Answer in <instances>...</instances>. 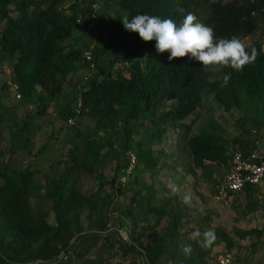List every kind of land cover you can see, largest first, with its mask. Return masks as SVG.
<instances>
[{"label":"trees","instance_id":"16d2710c","mask_svg":"<svg viewBox=\"0 0 264 264\" xmlns=\"http://www.w3.org/2000/svg\"><path fill=\"white\" fill-rule=\"evenodd\" d=\"M66 2L0 0V67L5 61L10 63V83L17 86L21 106L31 103L36 107L34 112H25L23 125L16 128L4 114L0 95V264L50 260L57 264H109L117 248L132 251L143 264H207L211 249L203 251L197 242L180 239L185 210L178 197L165 200L169 206L153 205L152 191L142 192L136 174L158 167L154 146L163 142L170 128H178L195 114L207 98L227 113L243 110L242 129L228 138L214 131L223 128L213 120L211 131L188 137L193 169L205 170L207 162L228 164L236 152L248 155L255 147L250 138L252 127L264 128V51L260 43L246 46L249 52L255 48L257 57L239 72L222 66L219 71L203 67L187 56L169 63L167 53H156L155 41L145 42L138 33L126 31L122 21L147 14L179 24L192 13L213 29L215 38L241 40L256 32L259 19L264 20V0H73L64 8ZM90 31L97 33L92 47L75 42L77 33ZM87 52H91V60L86 58ZM83 70L90 74L80 76ZM226 74L230 80L222 86ZM8 84L0 85V92L9 89ZM246 100L251 102L248 107H244ZM79 101L81 113L76 114ZM59 105L64 121L86 116L94 125L86 135L77 131L73 144L61 154L68 161L65 167L60 161L53 163L57 170L62 168L60 173L44 174L41 190L46 205L40 209L39 169L32 165L13 168L12 158L18 150L32 153L26 149L31 144L29 136L23 145L18 142L30 132L31 119L46 116L52 106ZM7 128L12 142L9 156L2 135ZM61 129L50 139H57ZM141 133L146 137L133 144V137ZM46 151L47 144L34 156ZM130 152L136 162L127 173ZM108 162L114 164L110 178L102 174L92 192L79 187L84 175L94 176ZM125 176L134 180L140 195L138 207L131 201L120 209L119 225L125 227L126 218L131 221L130 244L108 232L115 188ZM248 187L254 193L250 185L244 190ZM252 201L250 211L258 203ZM150 214L154 223L144 226ZM51 215L62 222L52 224ZM165 219V231L153 243L145 244L138 231L145 234ZM222 240L231 248L226 233ZM184 245L191 246L190 254H184ZM55 250L71 251L70 258L57 257L60 253Z\"/></svg>","mask_w":264,"mask_h":264},{"label":"rangeland","instance_id":"374dc122","mask_svg":"<svg viewBox=\"0 0 264 264\" xmlns=\"http://www.w3.org/2000/svg\"><path fill=\"white\" fill-rule=\"evenodd\" d=\"M71 3H73V0H67L63 7L67 8ZM96 37V31H90V33H77L75 42L83 47L89 43V46L92 47L97 41ZM240 41L244 47L254 46L256 43H260L262 49H264V20L259 19L256 32L246 38H242ZM1 67L0 85L7 81L9 83V89L0 92L5 108L4 114L11 120L10 123L12 126L14 125L16 128L21 127L23 125L25 112H34L36 107L31 103H27L24 107L21 106L23 105L22 99L16 97L17 92L11 87L12 83H10L9 74L11 69L10 63L5 61ZM213 68L219 71L221 66ZM89 74V70L80 72V76L82 77ZM250 103V101L246 100L244 102V107H248ZM60 105L59 107L52 106L46 116L36 115L31 119L29 124L30 132L21 135L18 142L23 145L25 137L29 136L31 144L26 149L30 150L32 153L27 155L26 151L18 150L12 158L13 168H22L32 165L33 168L39 169V173L36 175V186L39 190L37 194V203L40 209L46 205V202L42 199L41 190L45 181L44 174L52 175L56 172L57 167L53 166L54 162L57 163L60 161L62 163L61 167H65L68 161L66 157L63 159L61 154L73 144V139L77 131L80 130L82 135H86L94 125L93 119L86 116L76 117L73 120V124L68 123V120L67 122L64 121L58 113ZM243 113V110L239 109L227 113L218 103L208 98L205 99L195 114L186 118L179 124L178 128H170L163 142L154 146L156 156L159 159L158 167L136 174L138 176L137 184L142 186V192H149V189L152 191L153 205L163 207L169 206L165 200L174 198L175 196L178 197L185 210V224L184 229L181 231L180 239L185 243L189 241L197 242L203 251L211 249L210 255H206L207 264H216L218 256L227 250L226 243L222 240V238H224V233L236 239L237 235L234 232L235 228L241 229V227L246 226L251 229L252 226H256L261 230L264 237V205L262 203L258 204L259 207L257 212L251 214L247 211L248 209L244 196V201L237 197L235 200H231L229 204L221 203L216 200V185L219 178H222L230 171L231 162L221 165L207 162L208 164L205 170L195 171L192 166L189 150L186 146V140L192 134L211 131L213 120H216L223 128V130L216 129L214 131L219 134H224L228 138L237 136L242 129L240 118ZM248 114H251V111ZM255 116H257V114H255ZM62 127L63 129L59 132V137L55 140H51L50 136L54 134V131H58ZM253 130H257L258 135L256 138L254 135H250L251 140L259 141L260 147L264 150V128L252 127V134ZM2 135L5 139V152L6 155L9 156V148L12 143L11 132L7 128ZM145 137V133L135 135L132 139V143L135 144L136 141L144 139ZM45 144H47V151L43 155L35 157L34 153H38ZM254 145L255 147L253 150L257 147L255 143ZM113 165V163H109L105 168H98L94 176L84 175L80 180L79 187L88 192L94 191L98 186V181L102 174L106 177H111ZM62 168L58 169L57 173H60ZM130 179L126 183V186L121 187V185H117L115 188V201L111 213L109 233H116L115 230L121 227L119 225V220L122 218L120 216L121 206L131 201H135V205L137 207L139 206L138 199L140 195L137 194L139 188L136 187L134 180ZM172 188H175L176 191L173 192ZM108 190H110V188H108ZM260 191V187H258V190H255L257 195L260 194ZM185 196L190 198L187 203L184 200ZM256 198L258 200V196ZM209 216L211 218L207 219ZM123 221L125 227L130 230L131 221L127 220V218ZM205 221L209 223L206 224ZM50 222L52 224H58L62 221H57V219L51 215ZM153 223L154 215L150 214L147 217V222L143 225L149 226ZM167 223L168 220L165 219L155 229H151L145 234H143L142 229H140L138 231V236L142 237L145 244L153 243L158 234L165 231ZM206 230H211L215 237L207 246H203V235L195 239H190L193 232L199 231L203 234ZM256 234L258 233L255 232V238L257 236ZM252 240L253 239H251V241ZM249 250L251 251L252 249L250 248ZM55 251L56 254L60 253L57 257L63 254L60 250H58L59 252L57 250ZM246 253L248 252L246 251ZM141 261V257L135 255L132 251L117 248L109 264H142ZM40 264H57V260H50L49 262Z\"/></svg>","mask_w":264,"mask_h":264},{"label":"clouds","instance_id":"9594fccd","mask_svg":"<svg viewBox=\"0 0 264 264\" xmlns=\"http://www.w3.org/2000/svg\"><path fill=\"white\" fill-rule=\"evenodd\" d=\"M122 23L126 31L138 33L143 41H155L156 53H167L169 63L176 58L187 56L190 61L195 60L203 67L222 66L239 72L257 57L255 48L250 52L247 51L236 37L215 38L213 29L200 22L192 13L184 16L179 24L171 19L147 14L132 16L130 20L125 18ZM229 80L230 74L224 75L222 86H227ZM172 191L175 192V188H172ZM189 199L188 196L184 197L186 203ZM201 235L204 238L203 246H207L211 240L215 239L211 230H206L203 234L195 231L190 239ZM191 250L190 245H184L182 248L185 255L190 254Z\"/></svg>","mask_w":264,"mask_h":264},{"label":"built area","instance_id":"2783aa9c","mask_svg":"<svg viewBox=\"0 0 264 264\" xmlns=\"http://www.w3.org/2000/svg\"><path fill=\"white\" fill-rule=\"evenodd\" d=\"M86 58L88 60L92 59L91 52L86 53ZM92 67L94 68V65ZM11 87L17 92V86L11 84ZM16 97L21 99L20 93L17 92ZM75 112L76 114L81 113V101H79ZM73 120V118H70L68 123L73 124ZM257 132V130H253L255 138L258 135ZM254 143L257 147L248 155L244 156L241 152H236L233 155L230 171L222 178H219L216 185L215 197L218 201L227 204L233 194L242 192L246 185H252L261 187L260 194L258 195V202L264 204V150L260 147L259 141H254ZM129 155L131 157V165L127 173L132 171L136 162L135 154L130 152ZM127 181V176L122 177L121 185L124 186ZM115 232L124 243H131L130 231L126 227H119ZM70 255L71 251L63 253L61 259L68 260ZM141 262L143 264V261ZM145 264L150 263L145 262ZM216 264H234L232 253L228 250L222 252L218 256Z\"/></svg>","mask_w":264,"mask_h":264},{"label":"crops","instance_id":"0c3cea01","mask_svg":"<svg viewBox=\"0 0 264 264\" xmlns=\"http://www.w3.org/2000/svg\"><path fill=\"white\" fill-rule=\"evenodd\" d=\"M252 187L254 188V193L249 192V189L251 190V187H248V190H243L242 192L233 194L227 204H229L231 200H235L237 197L241 198V200L244 201V196L248 209L247 211L251 214L257 212L259 202L256 198L258 195L256 194L255 190H258V187L260 186ZM250 193L253 194V199L258 202L257 207L254 211H250V207H252L251 205L253 203V199ZM234 232L236 233L237 238L234 239L232 236H228L231 242V248H227V250L233 255L234 264H264V237L262 235L261 230L258 229V227L256 226H252L251 229L246 226H243L241 227V229L235 228ZM240 232H242L243 234ZM255 232L258 233L256 234V238ZM251 239L253 240L251 241ZM250 248L252 249V252L249 250ZM246 251L248 253H246Z\"/></svg>","mask_w":264,"mask_h":264}]
</instances>
